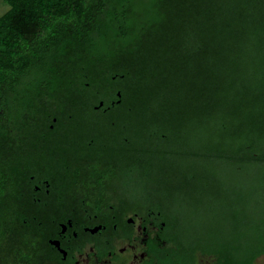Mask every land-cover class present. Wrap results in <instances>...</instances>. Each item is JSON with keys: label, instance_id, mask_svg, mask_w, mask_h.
Listing matches in <instances>:
<instances>
[{"label": "trees", "instance_id": "1", "mask_svg": "<svg viewBox=\"0 0 264 264\" xmlns=\"http://www.w3.org/2000/svg\"><path fill=\"white\" fill-rule=\"evenodd\" d=\"M5 1L0 264H44L47 257V232L25 208L34 201L25 202L19 182L31 160L22 143L29 125L68 111L86 130L82 114L104 112L95 105L110 104L119 90L114 112L128 113L131 134L120 122L105 123L110 138L128 132L131 146L157 150L151 131H166L162 144L172 157L157 176L181 213L166 217L177 244L166 264H197L200 255L256 264L264 255V214L247 222V186L234 189L243 205L222 198L219 225L196 229L190 218H216L219 196L229 194L225 172L247 182V169L256 170L264 180V0ZM256 194L249 190L250 202H259Z\"/></svg>", "mask_w": 264, "mask_h": 264}, {"label": "flooded vegetation", "instance_id": "2", "mask_svg": "<svg viewBox=\"0 0 264 264\" xmlns=\"http://www.w3.org/2000/svg\"><path fill=\"white\" fill-rule=\"evenodd\" d=\"M117 93L110 104L95 105L104 112L82 114L89 132L68 111L51 113L45 122L40 116L25 132L31 160L19 182L25 202L34 201L25 208L41 217L39 227L48 235L44 264H166L177 247L166 217L181 214L179 199L157 176L161 161L172 157L162 144L166 131H151L157 150L131 146L128 113L114 112L122 100ZM119 122L130 133L123 138L102 129Z\"/></svg>", "mask_w": 264, "mask_h": 264}, {"label": "rangeland", "instance_id": "3", "mask_svg": "<svg viewBox=\"0 0 264 264\" xmlns=\"http://www.w3.org/2000/svg\"><path fill=\"white\" fill-rule=\"evenodd\" d=\"M10 7L11 6L8 2H6L5 0H0V17L4 13H6L10 9ZM256 173V170L247 169V182L244 180V176L235 179V177L229 171L225 172V174H222V176L226 178L224 179V181L226 182V188L229 191V194L226 197L219 196L216 203V213L214 214L216 218H214V220L211 221L206 216H197L192 218L189 217L192 222L199 223V226H196V229H204V225H207V223L210 222H212V224L215 223L216 225L224 222L223 218L221 217L223 214L221 213H224L225 210L222 211V209L220 208L224 203V201H222V198L223 200L227 198L225 202L230 206L235 201L236 204L243 205V196L237 194L236 191L234 192V189L238 186H247V213L249 214V221L247 222L250 224L251 222L254 223L253 221L259 219L258 217L264 214V180L259 179V175L261 174L260 171L258 172V179H256ZM249 190L257 192L256 198L259 202L255 201L253 198L252 199L254 201L250 202V195H248ZM248 204L250 205L249 207ZM227 222V224H229V219L227 220ZM204 259L205 260L202 261V264H213L211 259H209L210 263H208V260L206 258ZM256 264H264V255L257 260Z\"/></svg>", "mask_w": 264, "mask_h": 264}]
</instances>
